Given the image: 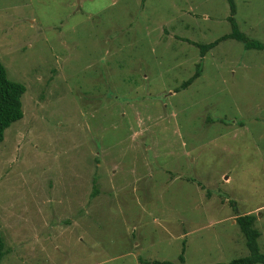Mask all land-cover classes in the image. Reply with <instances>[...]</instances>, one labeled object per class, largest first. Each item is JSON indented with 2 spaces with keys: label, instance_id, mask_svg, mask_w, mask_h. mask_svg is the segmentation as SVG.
I'll list each match as a JSON object with an SVG mask.
<instances>
[{
  "label": "rangeland",
  "instance_id": "1",
  "mask_svg": "<svg viewBox=\"0 0 264 264\" xmlns=\"http://www.w3.org/2000/svg\"><path fill=\"white\" fill-rule=\"evenodd\" d=\"M233 3L264 43V0ZM227 15L226 0H0V62L24 86L0 141V264L226 263L247 254L239 213L264 253V50L193 44Z\"/></svg>",
  "mask_w": 264,
  "mask_h": 264
},
{
  "label": "trees",
  "instance_id": "2",
  "mask_svg": "<svg viewBox=\"0 0 264 264\" xmlns=\"http://www.w3.org/2000/svg\"><path fill=\"white\" fill-rule=\"evenodd\" d=\"M228 6V15L226 17L229 23L230 31L223 34L216 39L205 43L197 44L193 43L199 50L200 56H202L208 49L216 45L220 40L231 38L242 43L246 49H260L264 50V43L257 40L248 39L237 28L233 14L235 7L233 0H226ZM199 75V64H196V69L191 76L183 80L180 84V88L186 87L195 77ZM24 91V86L16 81H12L7 78L5 68L0 62V141L4 129L10 125V123L18 120L22 116L20 96ZM235 224L237 225L242 237L244 246L247 250V254L242 257H237L229 260L226 263H213V264H264V253L259 252L256 239L258 237V231L253 227L254 216L251 213H239L234 217ZM183 242L180 253L177 257L178 261L182 262ZM4 254L3 242L0 236V260ZM142 262V260H139ZM145 264H173L169 261H143Z\"/></svg>",
  "mask_w": 264,
  "mask_h": 264
}]
</instances>
